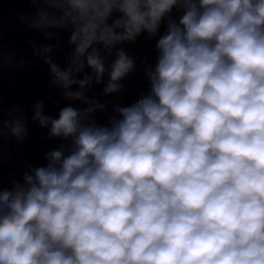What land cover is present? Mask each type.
<instances>
[{
	"label": "clouds",
	"instance_id": "1",
	"mask_svg": "<svg viewBox=\"0 0 264 264\" xmlns=\"http://www.w3.org/2000/svg\"><path fill=\"white\" fill-rule=\"evenodd\" d=\"M178 4L150 93L110 127L35 106L71 145L0 189V264H264V0ZM133 67L118 52L105 93Z\"/></svg>",
	"mask_w": 264,
	"mask_h": 264
}]
</instances>
